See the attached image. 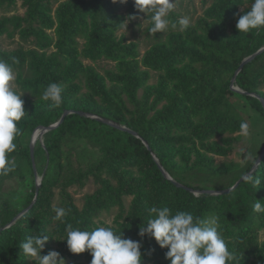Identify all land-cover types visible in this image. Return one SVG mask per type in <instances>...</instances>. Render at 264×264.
Instances as JSON below:
<instances>
[{
  "label": "trees",
  "instance_id": "obj_1",
  "mask_svg": "<svg viewBox=\"0 0 264 264\" xmlns=\"http://www.w3.org/2000/svg\"><path fill=\"white\" fill-rule=\"evenodd\" d=\"M169 1L0 0V40L28 46L0 48V264H264V109L230 88L264 98V51L235 75L264 46V0H188L192 21ZM144 12L142 47L118 33ZM66 109L141 138L70 113L33 168L32 131ZM153 155L195 190L249 174L194 194Z\"/></svg>",
  "mask_w": 264,
  "mask_h": 264
},
{
  "label": "rangeland",
  "instance_id": "obj_2",
  "mask_svg": "<svg viewBox=\"0 0 264 264\" xmlns=\"http://www.w3.org/2000/svg\"><path fill=\"white\" fill-rule=\"evenodd\" d=\"M59 1H62V0H59ZM177 1L178 0H170L169 1L170 6H171V8H173V10L181 13V15L183 16L182 18L185 19L186 21H190V18L192 21L197 17L198 14H200V10L198 9L197 3L192 4L188 0H182L180 3ZM194 2H196V1L194 0ZM144 3H146V1H142V3L140 4V9H142V6L144 5ZM18 12H20V10L15 11V12L13 11L12 13H18ZM167 12H168V10L163 8V7H161L159 9V15L161 18L160 21L158 22L159 24H162L164 22L163 15L167 14ZM9 14H11V13H9ZM128 24H129V26L120 30L118 34L124 32L125 35L128 37V40L138 39L141 42V45L143 47V45H144L143 39H145V34H146L145 29L149 25V19L146 16V12H144V14L143 13L140 14L139 17H135L134 23L131 22ZM18 45L27 46L25 43H23L21 40H19L17 38V36H15L14 38H9V37H6L5 35H3L1 40H0V48H3V49H14ZM14 87H15L14 74L13 73H2V72H0V98L4 99L7 95V91L9 89L14 88ZM34 134H33V136H34ZM30 140H31V137H30ZM36 141H38L40 143L43 142V140L42 141L36 140ZM34 144H35V142H34ZM34 179H35V175H34ZM110 219H111L110 216L105 217L106 222L110 221Z\"/></svg>",
  "mask_w": 264,
  "mask_h": 264
},
{
  "label": "water",
  "instance_id": "obj_3",
  "mask_svg": "<svg viewBox=\"0 0 264 264\" xmlns=\"http://www.w3.org/2000/svg\"><path fill=\"white\" fill-rule=\"evenodd\" d=\"M262 51H264V46H262L261 48H259L257 51H255L254 53H252L251 55L245 57L242 59L241 63L239 64L237 70L235 71V75L243 68L244 65H246L248 62H250L256 55L260 54ZM230 88L234 91H237L239 93H242V94H245V95H252L254 97H256L257 99L260 100L262 106H263V109H264V98L257 94V93H250V92H247V91H244L242 90L241 88H239L237 85H235V76L232 77L231 79V82H230ZM70 113H78L80 115H85V116H89L91 118H96V119H99V120H103L105 121L106 123L122 130V131H126V132H129L131 134H133L134 136L136 137H139L141 138L137 132L133 131L132 129H129L128 127L124 126V125H121V124H118V123H115L113 121H110V120H105V119H102L98 116H95V115H92V114H88V113H84L82 111H77V110H73V109H66L63 111L62 115L60 116V118L53 122V123H49V124H40L38 126L35 127V129L32 131L30 137H31V140H30V157H31V161H32V165H33V168L35 167L34 166V159H33V147H34V142L36 140L33 139V134L38 130L40 131V136L37 138V140L39 141H42V134L45 133L46 131L48 130H51V129H54L56 128L58 125H60L65 116L70 114ZM143 143L146 145V147L150 150V147L149 145L147 144V142L145 140H142ZM42 143V142H41ZM264 148V147H263ZM262 156V153L261 155L259 156V158L257 159L256 161V164L259 162L260 158ZM153 159L156 161V163L158 164V167L159 169L161 170V172L163 173V175L168 178L169 180H171L176 186H180V187H184L186 190H189L191 192H193L194 194H198V193H209V194H219V193H222L224 191H230L232 190L233 188H235L243 179L246 175H248L249 173H247L246 175H243L241 176L236 182L234 185H232L231 187L227 188V189H224V190H214V189H204V190H195L193 189L192 187H188V186H184L182 185L181 183L175 181L169 174L168 172L163 168V166L160 164L159 160L157 159V157L155 155H153ZM256 166V165H255ZM34 175H35V184H36V193L37 194V189L41 183V180H42V175L41 176H38L37 175V172L35 171L34 169ZM30 206H28L27 208H25L22 212H20L17 216L23 214V212L27 211L28 208ZM17 216L11 221V223L14 222V220L17 218Z\"/></svg>",
  "mask_w": 264,
  "mask_h": 264
},
{
  "label": "bare ground",
  "instance_id": "obj_4",
  "mask_svg": "<svg viewBox=\"0 0 264 264\" xmlns=\"http://www.w3.org/2000/svg\"><path fill=\"white\" fill-rule=\"evenodd\" d=\"M40 131H37L35 134H34V136H33V139L34 140H37V138L40 136Z\"/></svg>",
  "mask_w": 264,
  "mask_h": 264
}]
</instances>
